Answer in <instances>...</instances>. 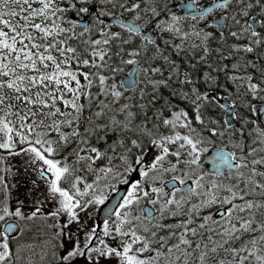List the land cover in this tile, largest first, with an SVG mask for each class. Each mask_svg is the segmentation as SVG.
<instances>
[{
	"label": "snow or ice",
	"instance_id": "1",
	"mask_svg": "<svg viewBox=\"0 0 264 264\" xmlns=\"http://www.w3.org/2000/svg\"><path fill=\"white\" fill-rule=\"evenodd\" d=\"M111 6L115 9L117 5ZM119 6L133 15L126 22L120 12L100 8V13L112 18L105 25L93 14L96 0H20L19 5L0 0V264H11L9 237L16 228L23 231L20 221L37 214L54 219L49 264H74L77 258L84 264H161L165 256L168 259L163 264L177 260L180 264H264V198H247L257 188L264 193V169L256 167L264 165V157L249 161L239 151L242 140H229L231 150L221 143L212 156L220 171L208 172L198 166L205 145L211 147L213 137L224 132L214 126L213 117L206 120L203 115L219 93L209 96L197 86L203 83L211 89L216 83L210 75L212 65L218 71L221 55L232 57L233 71L227 73V79L237 89L243 87L244 95L264 104V69L254 78L255 73L247 70L254 61L245 56L264 45V0H209L203 5L196 0H151V5L147 0H134ZM215 11L220 15L208 19ZM84 17L91 23H82ZM153 20L157 33H169L165 45H171L178 55L185 50L190 56L170 61L147 27ZM185 20L197 23L185 28L181 23ZM205 20L220 29L215 47L211 44L214 34L198 26ZM115 25L126 33L110 30ZM226 25L230 31H225ZM193 36L198 43L186 45L185 40ZM231 38L237 39L229 42ZM244 38L247 42H237ZM113 41L120 56L116 63L112 60ZM213 53L217 54L215 60ZM160 57L167 76L149 79L165 71L155 63ZM201 64L206 65L202 75L197 71ZM127 65L132 67L118 82L116 75ZM148 85L152 87L146 91ZM160 86L170 89L168 96L160 94ZM129 89V97H124ZM137 93L141 101L137 111L129 103L110 107ZM173 97L186 106H179ZM83 98L89 103L95 99L99 106L92 111L91 125L82 130ZM235 103L229 99L219 106L229 108ZM249 107L253 113H261L259 106ZM230 114L239 118L234 110ZM99 119L104 123L96 122ZM153 119L155 123H151ZM247 122L248 117L241 120V124ZM228 123L224 121L225 128ZM110 131L119 134L111 143L106 139ZM97 132L95 138L105 141L104 148L93 143ZM71 142L74 146L66 151ZM117 147L122 151L117 152ZM150 148L155 153L144 162ZM254 151L247 148L248 154ZM10 155L27 157L26 166L44 185L35 206L27 212L20 201L15 207L9 204L4 174L12 172L5 164ZM99 160L104 163L97 166ZM225 168L235 183L218 181ZM116 184H123L125 190L119 191ZM48 201L53 204L51 211L41 212ZM213 204L221 206L215 219L212 212L203 211ZM93 207H103L102 222L88 226L93 213H81ZM165 215L179 219L165 224ZM167 228L173 230L158 235L157 230ZM63 237L71 242L67 250H63ZM153 238L157 247L152 246Z\"/></svg>",
	"mask_w": 264,
	"mask_h": 264
},
{
	"label": "flooded vegetation",
	"instance_id": "2",
	"mask_svg": "<svg viewBox=\"0 0 264 264\" xmlns=\"http://www.w3.org/2000/svg\"><path fill=\"white\" fill-rule=\"evenodd\" d=\"M197 3L199 4H207L209 2V0H196ZM10 4H14L12 3V0H9ZM16 5V4H14ZM19 5V4H18ZM95 12V11H94ZM220 15L219 11H215L214 13L210 14L208 16V19H213L215 16ZM103 21V20H102ZM103 23L105 25H109L108 23H105L103 21ZM150 24L147 25V27ZM210 27L216 31V25H210ZM110 30H117V31H121L123 33H126V29H122L119 25H115V26H110ZM152 31V30H151ZM125 70V69H123ZM140 87H145V85L143 83H141L139 85ZM152 86L148 85L146 87V91L148 89H150ZM160 94L162 96H165L167 94V96L169 95V91L170 89L168 87L165 86H160ZM239 90V89H238ZM238 90L235 91V93H238ZM91 91L93 93H95L97 91V89L95 87H93L91 89ZM131 89H129L128 91H125V93H130ZM164 94V95H163ZM209 96H212L214 94H210L208 93ZM220 97L223 96H217V101H214L215 104H217L218 106L220 105L218 103V100ZM228 99H231L230 96H227ZM101 100H103V97H100ZM111 99V98H109ZM83 102L86 103V125H87V120H88V116L89 114L95 110L99 105L97 104L96 100L93 99L91 101V103H89L87 101L86 98H83ZM123 103H129L131 105H133V107L131 108L132 111H137V105H139L141 103V101L138 99V93L136 95L131 96L129 99H127L126 101L123 100L122 98L118 101V104H115L116 106H112L110 105L111 108L115 109L116 107L119 106V104H123ZM159 103V102H157ZM249 105H256L259 106L261 108V113H264V104H261L260 101L256 98V100H252V102ZM222 112L221 113H214V114H208L209 117L212 116H217V118L219 119L217 125L220 127V129L223 130L224 134L222 137H218V134H216L212 141H210L209 143H211V147H209L208 145H205L206 151L204 153H206L210 148L217 146L221 143H219L218 141H222L220 140L221 138L224 137H228L231 138L235 135V131L237 128V120H242L244 117H248V121L246 125H248L249 127H252L253 132L258 135L259 137L264 139V131H257V129H261L264 130L262 127L264 126V115H262L261 113H253L250 110V107L248 106V113L247 114H242L239 112L237 105L235 104L234 106V111H236L239 114V118L234 117V122L231 124H228V127L225 128L224 126V121H225V108H221ZM165 114H168L167 112H165ZM190 115H192V112L190 111L189 113ZM204 116H206V114H203ZM148 116L151 117L152 113L151 110L148 111ZM121 119L123 118L122 116L120 117ZM140 116H137V119H139ZM251 121H256V123L254 124L256 126V128H253V123ZM151 123H155V120L153 119L151 121ZM193 123L199 128V124L195 121H193ZM238 127L240 128V124L238 125ZM182 130V129H181ZM241 131V128H240ZM119 134L115 131H110L106 133V139L107 142L111 143L112 141L117 139V136ZM228 138V139H229ZM93 143H96L98 147L100 148H104L105 145V141L104 140H100L97 141L95 138V133L93 134ZM225 146H227L226 143ZM109 151H111V149H109ZM117 152H121L122 149L117 147L116 149ZM3 150H0V153H2ZM155 153V149L154 148H150L148 153L145 155L144 157V162H148L150 161L152 155H154ZM204 153H201L200 155L202 156ZM245 157L247 160L251 161L252 159H255L256 157H249L247 154H245ZM27 157H21L20 155H10L6 158L5 160V164L7 165L8 161H13V160H19L20 161V168L18 167V171H17V175L16 178H14V175L12 176H8L7 172H5L4 174V180L7 183L8 186V190H9V204L11 207H15L16 206V202L20 201L23 204L24 210L25 212H27L28 210L31 209V207L35 206L34 205V201L39 199V193H41L44 190V185L43 182L36 177L35 173L32 171V169L30 167H27L25 164ZM170 159H174V157H170ZM99 163H104L103 160H99L97 163V166L99 165ZM113 164H116L117 161L114 159L112 161ZM198 166L202 169H204L205 171L208 172H212L210 170H207L205 166L200 164V160H199V164ZM259 164L256 165L257 169H259ZM103 175V174H101ZM169 175H171V173H169ZM89 178H91V174L89 175ZM135 178V176L133 177ZM33 180L36 181L35 184H33ZM223 180L225 182L228 183H235V179L231 178L229 179L227 177V169L222 171V175L218 176V181ZM175 182V181H174ZM190 181H186V183H188ZM178 183V182H175ZM115 187H117L118 189L120 187H124L123 184H116ZM125 190V188H124ZM167 191H171V188L168 187L166 189ZM179 194V193H178ZM194 199H198V198H194ZM214 206H217L216 208H214V212H215V217L217 215H220L221 213H219L218 211L220 210V205L219 204H213ZM53 207V204L51 201L45 202L41 208V212H45V211H51ZM158 207V205L156 206ZM100 209H95L90 208L87 210V212L85 213H81L82 216L87 215L88 212H92L93 215L89 217L88 219V226L91 225V223L93 221H95L96 223H101L102 221L99 219V212ZM166 216V215H165ZM165 216L162 219V222L165 224H169L171 223V221H167L165 219ZM61 223H63V217H61ZM49 225H52V227H49ZM20 227L23 228V231L20 232V228H16L15 232H13L10 235V244H11V250H12V255L9 257V260L11 261V264H49V258L51 256V252H52V239H51V234L53 232H55V226H54V219L53 218H47L45 219L43 216H41L40 214H37L34 218L31 219H24L22 221H20ZM72 228L75 227V225L71 226ZM69 229H65L64 231L67 232ZM164 229H159L157 230L158 233L163 231ZM16 232H20V235L17 236L15 233ZM154 240V238H153ZM63 241H64V249L63 250H67V248L70 246L71 242L67 239V237H63ZM17 245H20V248L17 249ZM62 250V251H63ZM17 257H19V259H17ZM84 264V261L82 259L77 258L74 261V264Z\"/></svg>",
	"mask_w": 264,
	"mask_h": 264
},
{
	"label": "rangeland",
	"instance_id": "3",
	"mask_svg": "<svg viewBox=\"0 0 264 264\" xmlns=\"http://www.w3.org/2000/svg\"><path fill=\"white\" fill-rule=\"evenodd\" d=\"M17 1L18 0H12V3H17ZM179 2V0H177V2L176 3H178ZM96 3L98 4V10H97V12H96V14L99 12V9L100 8H105V10H106V12H109V11H111V12H116V10H118V8L120 7L119 5H120V3H121V0H96ZM112 4H116L117 6H116V8L115 9H113L112 8ZM106 12L105 13H103V17H105V16H107L106 15ZM95 14V15H96ZM102 17V18H103ZM103 20V19H102ZM104 21V20H103ZM191 21V20H190ZM91 23V22H90ZM186 25V24H185ZM185 25H184V27H185ZM199 27H201V28H204L205 29V31H211L212 33H213V29L210 27V25H207V20H205L203 23H200V25H198ZM227 26V25H226ZM153 28H154V26H153ZM230 27L229 26H227L226 28H225V30H227V31H230V29H229ZM112 31H117V30H112ZM123 33V32H122ZM155 33H156V31H155ZM165 35L166 36H168L169 35V33L168 32H165ZM219 34H216V35H214V36H218ZM114 42V43H113ZM112 42V45H111V48H112V60H113V63H116V62H118V61H116V60H114L113 59V56H114V52L113 51H115V49H118V47H116L115 49H113V45H115V46H117V44H116V42L115 41H113ZM162 43H164V42H162ZM162 43L161 44H159L160 46H161V48H162ZM193 43H198V38H196V37H191L189 40H185V44L186 45H189V44H193ZM130 46H135V45H130ZM169 46L170 45H165L162 49H164V52H165V50L166 49H168V50H170V48H169ZM183 51L184 52H186L185 50H182L179 54H183ZM150 54V53H149ZM168 54V53H167ZM215 56H216V58H217V54L216 53H213ZM212 54V55H213ZM115 55H116V57H119V55L117 54V51H116V53H115ZM167 56H169V55H167ZM176 58H178V54H176ZM259 57H261L260 55H259ZM169 58V57H168ZM118 59V58H117ZM158 60L160 59V58H157ZM156 59V60H157ZM247 59H249V60H252V58H249V57H247ZM162 61V59H160V61H157V62H155L156 64H159V65H161L164 69H165V71H164V73H161V74H154V75H152V76H150L149 77V79H158V78H160V76L162 75H164V74H166L167 73V67H166V65H165V63H163V62H161ZM161 63V64H160ZM130 67V65H127V66H123V69H125V70H123L121 73H118L117 75H116V77H115V79L119 82V81H121L120 79H121V77L123 76V75H125V73L127 72V70H128V68ZM184 67H185V65H184ZM251 67H253V70L255 69L254 68V65L253 66H251ZM228 68H230V67H228ZM250 68V66L248 67V69ZM216 69V67L214 66V69L213 70H215ZM231 70L230 71H228V72H231V71H233V69L232 68H230ZM247 69V70H248ZM227 72V73H228ZM214 73V74H213ZM215 73H217V75H219V73H220V71L218 70H215V71H212V76L213 77H215L216 78V74ZM155 77V78H154ZM219 77V76H218ZM217 77V78H218ZM221 78H225V79H220V78H218V79H216V83L213 85V87L211 88V89H207L206 87H205V85L203 86V87H201L200 89H202V91H208V93H210V94H217V93H219V95L218 96H230V98L231 99H235V101H236V105H237V108H238V110H239V112L240 113H242V114H247L248 113V106H249V104L252 102V100H256V98H251L250 96H246V95H244V92H245V89L243 88V87H240V92H238L237 94L236 93H233V92H231V90H229L228 88V90L227 89H225V88H223V83L224 82H228V83H233V81H231V80H229V79H227V74H224V76H222ZM174 84V83H173ZM221 85V86H220ZM129 94L130 93H125L124 94V97H129ZM123 100H125L124 98H122ZM126 101V100H125ZM245 101H247V103H245ZM115 104H118V102L117 103H115ZM115 104H112V106H116ZM84 105H85V117H84V119H83V127L86 125V103L84 102ZM178 105L179 106H181V107H185L186 106V102H184L182 99H179V103H178ZM235 106V105H234ZM191 111V110H190ZM222 112V109H221V107L220 106H218L217 104H215L214 103V101L213 102H211V103H209L208 104V106L204 109V112H203V114H206V116H205V119L207 120V118L209 117L208 116V114H214V113H221ZM91 116H92V112L89 114V116H88V120H87V125H91V123H92V119H90L91 118ZM213 118H214V120L215 121H217V123H218V121H219V119L217 118V116H212ZM96 122H98V123H104V119H99V120H97ZM217 123L214 125V126H216L217 128H219L220 129V127L217 125ZM236 123L239 125L240 124V128L241 129H243V131H240V128L238 127V125H237V128H236V131H235V135L233 136V137H231V138H229V136L228 137H224V138H221L220 140H222V141H218L219 143H226L227 144V146L226 147H228L229 149H231V145H229L228 144V141L229 140H233V141H241L242 140V142H243V148L242 149H239V151H243L244 152V154H247L249 157H258V156H260V157H264V139L263 138H261V137H259L258 135H256L254 132H253V130H252V127H249L248 125H246V123H244V124H241V121L240 120H237L236 121ZM249 123V122H248ZM201 127H203L202 125H200L199 124V128H201ZM253 128H256V126L253 124ZM263 129H264V126L262 127ZM99 134V132H97V133H95V137H96V135H98ZM218 137H222V136H220L219 134H218ZM229 138V139H228ZM74 146V144H72L70 147L72 148ZM248 147H252V148H254L255 149V151L252 153V154H248L247 153V148ZM7 165H10L11 166V168H12V172H11V174L9 175L8 173H7V175L10 177V176H12V175H14V178H16V175H17V171H18V167L20 168V161L19 160H13V161H8L7 162ZM259 169H258V171L259 170H262V169H264V165H260L259 164ZM260 177H257V179H259ZM247 198H256V199H262V198H264V193H261V191L259 190V188H257V190L255 191V192H249V194H248V197ZM217 206H214V205H210V206H208L207 208H205L203 211H207V212H212L213 213V219H215V212H214V208H216ZM165 219L168 221H171L172 219H179V217H175V218H170V217H168V216H165ZM211 226V224L209 223V225H207L206 226V228L207 227H210ZM253 227H255V225H253ZM173 229L172 228H167V229H164L163 231H161V232H159L158 233V235H164V234H166V232H168V231H172ZM214 231H215V229H214ZM205 235H207V232H206V230H205ZM81 239H83V237H82V235H81ZM109 242H112L111 241V238L109 237ZM153 247H155V246H158V241H156L155 239L153 240V245H152ZM168 259V257H162L161 258V264H163V261L164 260H167ZM177 261H175L174 262V264L176 263ZM77 264V263H76Z\"/></svg>",
	"mask_w": 264,
	"mask_h": 264
},
{
	"label": "trees",
	"instance_id": "4",
	"mask_svg": "<svg viewBox=\"0 0 264 264\" xmlns=\"http://www.w3.org/2000/svg\"><path fill=\"white\" fill-rule=\"evenodd\" d=\"M130 2H134V0H121V3H125V4H127V3H130ZM147 2L149 3V5H151V0H147ZM161 2H163V0H161ZM177 2V0H173V3H176ZM18 5V4H17ZM140 10H141V13H142V15L144 14V3H141L140 4ZM253 11H256V9L255 8H253ZM115 12V11H114ZM116 12H120V15H122V16H129V17H131L132 15H133V12L129 9L128 11H122L121 10V8L119 7L118 8V10H116ZM98 15H99V17H100V20H101V22H103L102 21V17L104 16L103 15V13H100V12H98L97 13ZM96 14V15H97ZM161 15H163L162 13H161ZM248 16L249 17H251L252 16V12H249L248 13ZM257 18H259V17H257ZM182 23V25L184 26L185 24V28L187 27V25H189V24H193V23H197L196 21H190V20H185V21H182L181 22ZM150 25H152V26H154V20L152 21V22H150L149 23ZM198 25H200V23L198 24ZM100 26V24H97V27H99ZM228 26V25H227ZM226 26V27H227ZM225 31H227V30H225ZM216 34H219L218 32H216ZM156 43L157 44H161L162 42H164V37H165V32L164 33H162V34H160V33H157V31H156ZM217 37H219V35L217 36ZM236 39L237 38H231L230 39V41L229 42H233V41H236ZM137 42L139 43V41L137 40ZM176 42H179V38H177V40H176ZM237 42H247V38H244L242 41H237ZM221 43H223V42H221ZM217 45V42L215 43V44H212V46L213 47H215ZM223 46H224V48L225 49H227V44H223ZM116 47H118V46H115V45H113V49H115ZM120 47H124V45H121ZM169 48H170V51H168V50H166V52H165V54L164 55H166L167 53H169V60L171 61V60H181V61H183L185 58H187L188 56H190V53H188V52H184L183 51V54L180 56V55H178V58H176L177 56H176V51L174 50V49H172L171 48V45L169 46ZM258 48V49H257ZM260 48L262 49V51L260 50ZM116 51H117V49H115V51H113L114 52V56H113V58H114V60H116V61H119V59H120V56L119 57H116V55H115V53H116ZM197 52H199V49H197ZM258 52L260 53V54H258ZM171 53V54H170ZM260 55L261 57H260V60H261V62L262 63H264V45L262 46V45H259V46H257L256 48H255V50L254 51H252V52H250V53H246L245 54V56L246 57H249V58H256L255 56L257 55ZM252 54V55H251ZM188 55V56H187ZM118 58V59H117ZM160 59H162V62L164 63V61H163V58L162 57H160ZM194 59V58H193ZM220 60H221V63H222V66H226V65H228L229 67H230V65L234 62V58H232V57H226V56H222L221 55V57H220ZM201 65H199V67H200ZM182 67H184V65L182 66V63H181V68ZM198 67V72L202 75L203 74V71H202V67H200L199 68ZM212 68H213V66H212ZM231 68V67H230ZM250 69V70H249ZM248 69V71H251V70H253V67H251L250 66V68ZM87 70V69H86ZM93 71H95V69H93ZM182 71V70H181ZM213 71V70H212ZM211 71V72H212ZM211 72H210V75H211ZM251 72H253V71H251ZM254 73V72H253ZM258 74V75H257ZM261 74V73H260ZM259 73H255V76H254V78H256L257 76H259L260 75ZM195 75H196V72H193V76L195 77ZM216 75H217V73H216ZM167 76V74H164L163 76H160V78H162V77H166ZM218 79V78H217ZM221 79H225V78H221ZM223 88H225V89H229V90H231V92H233V93H235V91L236 90H238L237 89V86L234 84V83H227V84H224L223 85ZM227 89V90H228ZM238 92H240V88H239V90H238ZM172 99H174L175 101H176V103L178 104L179 103V99L178 98H176V97H173ZM83 100V99H82ZM81 102H83V101H81ZM84 103V102H83ZM84 117H85V105H84V109H83V115H82V118H81V124H80V127H81V129L83 130V119H84ZM64 130L65 131H67L68 129L67 128H64ZM72 144H74V142H71L70 144H69V146L65 149L66 151H71V145ZM169 242H173V241H169ZM155 247H157V246H155ZM164 251H166V249H164ZM146 255H150L151 253L150 252H146L145 253ZM165 257H167V256H165ZM181 259H182V257H181ZM175 264H180V261L179 260H177V262L175 263Z\"/></svg>",
	"mask_w": 264,
	"mask_h": 264
},
{
	"label": "bare ground",
	"instance_id": "5",
	"mask_svg": "<svg viewBox=\"0 0 264 264\" xmlns=\"http://www.w3.org/2000/svg\"><path fill=\"white\" fill-rule=\"evenodd\" d=\"M197 2V1H196ZM202 2H203V0H202ZM97 10H98V4L96 3V7L94 8V10H93V14L95 15L96 14V12H97ZM181 10H183V9H181ZM95 11V12H94ZM162 14H163V12H162ZM122 16V15H121ZM217 16H219V15H217ZM124 19H128L129 18V16H122ZM85 18V17H84ZM107 18H109L108 16H105V17H103L102 19L104 20V21H106V19ZM192 21V20H191ZM91 22V19L89 18V17H87V23H90ZM137 22H139V21H137ZM214 25H216V24H214ZM150 27H148V29L151 31V34L153 35V37L156 39V33H155V30H154V28H153V26L152 25H149ZM225 28H226V26H225ZM216 31H214L213 30V34L214 35H216V32H220V29L218 28V26L216 25ZM230 29V28H229ZM166 36V35H165ZM217 42V40H216V36H214V38L212 39V41H211V44H215ZM114 43V42H113ZM138 43V42H137ZM165 46V43H162V48ZM263 46V45H262ZM258 49V48H257ZM166 50H168V49H166ZM166 50H165V52H166ZM260 50L262 51V49L260 48ZM151 51H152V49L151 48H149V53L151 54ZM168 51H170V50H168ZM165 52H164V54H165ZM171 54V53H170ZM177 54V53H176ZM257 54V53H256ZM258 54H260L259 52H258ZM256 55L255 57L256 58H252V60L254 61V70H251V71H253L254 73H261V69H264V63H262L261 62V60H260V57H259V55ZM166 55H169V53L168 54H166ZM180 56L182 55V54H179ZM252 55V54H251ZM188 56V55H187ZM169 57V56H168ZM115 58V57H114ZM113 58V59H114ZM212 59L213 60H215L216 59V56L213 54L212 55ZM182 60V59H181ZM180 60V61H181ZM157 61H160V59L158 60H156L155 62H157ZM162 62V61H161ZM161 64V63H160ZM220 64L222 65V63H221V60H220ZM182 66H183V63H182ZM213 69H214V66L216 67V64L214 63L213 65ZM130 67H132V65H130ZM167 67V66H166ZM200 67H202V71L203 70H205V68H206V65H204V64H201V66ZM199 67V68H200ZM229 66L228 65H226V67L225 66H221V68L219 69V71H220V73H219V75H216V79H217V77L218 78H220L221 79V77L222 76H224V74H227V72L228 71H230L231 69L230 68H228ZM184 68L185 67H182L181 68V70L183 71L184 70ZM167 69V68H166ZM198 70V69H197ZM250 70V69H249ZM213 71H215V70H213ZM251 71H249V72H251ZM127 73H128V70H127V72L125 73V75H123L122 77H121V79L120 80H122L126 75H127ZM164 73V72H163ZM212 73V72H211ZM167 74V73H166ZM214 74V73H213ZM216 74V73H215ZM212 75V74H211ZM258 75V74H257ZM162 76V75H161ZM258 77V76H257ZM155 78V77H154ZM217 82V81H216ZM228 82H224L223 83V85L224 84H227ZM217 84V83H216ZM173 86L175 87L176 85H175V83L173 84ZM199 88H201V87H203L204 86V84L203 83H199L198 85H197ZM221 86V85H220ZM125 88H127V85H125ZM202 90V89H201ZM164 95V94H163ZM165 96H167V94L165 95ZM229 99H228V97L227 96H223V97H220L219 98V100H218V103L219 104H224V103H226L227 101H228ZM229 107L230 108H232L233 110H234V105H229ZM226 110H227V108H225V120H227V112H226ZM243 113V112H242ZM228 121V120H227ZM229 122V121H228ZM234 122V117L232 116V121L231 122H229L228 124H231V123H233ZM214 147H217V146H214ZM229 149V148H228ZM229 150H231V149H229Z\"/></svg>",
	"mask_w": 264,
	"mask_h": 264
},
{
	"label": "water",
	"instance_id": "6",
	"mask_svg": "<svg viewBox=\"0 0 264 264\" xmlns=\"http://www.w3.org/2000/svg\"><path fill=\"white\" fill-rule=\"evenodd\" d=\"M94 10V9H93ZM112 18H107L106 21L110 23V20ZM126 22L128 21V19H124ZM82 23H87V17H85L82 21ZM136 23H139L137 21H135ZM230 109L233 110L232 108H227L226 112H227V120L229 122L232 121V116L230 114ZM217 151V147H212L210 148L206 153H204L202 156H201V159H200V164L205 166L207 170H210V171H220L217 167H216V163L215 161L212 159V156L214 155V153ZM226 169V168H225ZM223 169V170H225ZM222 170V171H223ZM173 183H175L173 181ZM119 191H124V187H120L118 189ZM118 194V193H117ZM220 213V210L218 211ZM103 215V207H101L100 209V212H99V219L100 217Z\"/></svg>",
	"mask_w": 264,
	"mask_h": 264
}]
</instances>
